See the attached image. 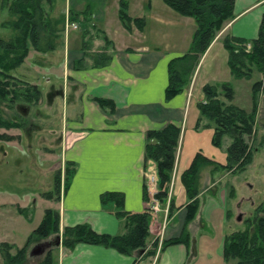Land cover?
<instances>
[{
    "label": "crops",
    "instance_id": "0c3cea01",
    "mask_svg": "<svg viewBox=\"0 0 264 264\" xmlns=\"http://www.w3.org/2000/svg\"><path fill=\"white\" fill-rule=\"evenodd\" d=\"M128 1L129 14L145 19L142 30L135 25L128 30L123 25L119 16L120 0H65V9H60L57 14L53 12L55 2L48 3L47 10L55 16L67 15L72 9L91 11L92 22L110 40L107 45L102 34L94 31V37L90 38L93 50L100 52L108 49L107 53L112 58L105 66L82 69L72 66L68 74L62 73L71 100L66 108L68 145L65 155L66 161H73L76 169L60 200L49 199L51 203L45 209L59 211L62 230L67 225L89 223L102 233L123 232L122 220L103 207L101 195L106 191H121L125 195L126 209L142 211L148 208L151 201L144 197L147 184L145 172L154 161L150 160L145 166L146 133L150 129H161L169 123H176L182 127V134L170 188V199L175 203L174 212L169 215L170 199L166 205L159 203L160 210L153 213L150 224L149 245L159 238L160 246L163 240L179 236L186 224L188 197L181 175L195 154L203 149L200 148L201 141H196L195 147L193 141L208 120L203 117L200 127H197L202 117L198 103L205 100L200 94L207 83H201L196 96V70L188 88L167 98L169 63L172 58L190 49L197 29L196 20L180 14L164 0H151L150 4L149 0ZM263 4L264 0H235V17L226 30L232 35L247 38L242 34L248 21L241 20L252 8ZM263 14L264 9L252 21L259 20ZM81 30L82 34L74 30L71 38L70 34L65 36L63 63L70 61L73 65L83 56L86 32L84 27ZM31 53L30 50L27 58ZM43 65L37 64L36 69L51 72L54 68V65ZM97 98L113 100L114 111L103 108ZM250 103L252 105L251 95ZM206 168L208 171L202 170L200 177L199 210L187 224L192 241L190 246L172 244L162 251H158V246L156 255L143 257V252L127 255L102 245L79 243L73 249H66L61 244L57 264H192L201 253L208 254L210 250L205 246L208 239L213 238L214 241L217 236L214 235L225 224L230 229L234 228V222H243L246 214L242 210L244 197L238 198L235 188L233 192V188L223 184L235 173L216 171L212 174L211 168ZM231 202L238 205L235 214L230 209ZM20 206L26 205L20 203ZM22 216L18 225L27 227V218ZM232 231H221L216 252L213 250L217 258L224 260L223 264L229 263L224 258V242L226 235ZM136 258L139 259L135 262ZM200 260L198 258L195 264H199Z\"/></svg>",
    "mask_w": 264,
    "mask_h": 264
},
{
    "label": "trees",
    "instance_id": "16d2710c",
    "mask_svg": "<svg viewBox=\"0 0 264 264\" xmlns=\"http://www.w3.org/2000/svg\"><path fill=\"white\" fill-rule=\"evenodd\" d=\"M53 3V0H3L2 7L7 9L11 18L2 21L3 27L11 28L15 34L10 39L0 37V130L1 128H21L24 126L21 118L10 119L6 116V107L13 108L18 100L28 103L37 102L42 95V89L37 84L22 81L13 70L21 66L29 56L31 46L40 52L54 51L63 37V29L67 15L54 16L47 10L44 3ZM170 7L182 15L191 16L196 20L197 29L190 49L182 55L171 59L169 63V84L166 88L167 98H172L184 91L192 83L194 74L207 49L213 43L217 32L224 22L235 17V0H164ZM151 0H149V4ZM129 1L120 0L119 16L123 25L131 30L137 26L142 30L145 26L143 17H132L129 14ZM71 21L79 22L84 27L86 36L83 43L84 54L74 61L75 69L88 66H105L111 60L108 49L96 52L90 38L94 31H99L92 22V12L72 9L69 13ZM90 34V36H88ZM102 34L105 43L110 44L106 34ZM252 43V50L246 52L241 44ZM224 47L228 50V64L235 77H251L252 66L264 71V16L256 38L247 39L235 35H227L223 39ZM21 81L25 87L18 86ZM263 81L257 80L252 84V108L247 110L235 103L234 90L227 84L223 85L225 97L220 98V92L215 85L205 84L203 91L205 100L198 103L202 117L198 121L200 127L203 117L215 122L212 143L220 147L225 136L231 137L227 149L226 162H221L199 151L195 154L188 167L181 175V181L188 197L186 224L179 236L165 239L161 243V251L172 244L184 243L191 245V234L187 224L193 220L200 206V177L204 168L211 166V172L232 171L244 172L253 162V141L256 135V121L259 109V93ZM99 104L113 112L115 103L111 99L97 98ZM182 134V127L176 123H169L161 129H150L146 133L145 166L150 160L156 163L159 184L155 196L162 205H166L173 179L177 159V148ZM0 138L13 139L12 135L0 133ZM76 165L67 161L66 183L67 188L75 173ZM62 190L61 170L57 172L55 188L43 192L47 199L60 200ZM234 192V188H233ZM144 197L150 200L148 186L145 184ZM104 208L115 213L123 224L124 231L118 234L102 233L89 223L67 225L61 229L60 213L52 208L45 210L41 223L29 234L24 246L13 253V244L3 241L0 251L4 264H22L27 255L29 246L40 239L51 235L62 237V245L66 249H73L79 243L102 245L117 249L122 254L132 255L143 252V257L156 255L159 238L149 245L151 235L150 224L153 211L150 207L142 211H131L125 208V195L121 191H106L101 195ZM173 199L169 202V215L174 212ZM25 213V209H20ZM246 227L234 230L226 235L224 242V258L226 261L236 260V264H264V202L257 206L252 217H246ZM139 258H136L135 262ZM45 263H53L49 255Z\"/></svg>",
    "mask_w": 264,
    "mask_h": 264
},
{
    "label": "rangeland",
    "instance_id": "374dc122",
    "mask_svg": "<svg viewBox=\"0 0 264 264\" xmlns=\"http://www.w3.org/2000/svg\"><path fill=\"white\" fill-rule=\"evenodd\" d=\"M55 1L53 0V2ZM2 2L3 0H0V37L10 39L15 32L11 28L1 25L2 21L11 18L7 9L2 7ZM44 5L49 9L48 2H45ZM60 9H65V0L55 2L54 14L59 13ZM263 9L264 4L254 7L242 18L241 21H248L242 36L249 39L258 36L264 14L259 20L253 19L254 22L252 18L258 12H262ZM230 21L232 19L224 22L223 27L217 32L213 45L211 48L209 47L210 49H207L209 51L205 52V56L203 55L204 58L195 75L194 93L198 96L199 87L204 81L215 85L220 92V98L228 102L223 88V85L227 84L234 90V99L231 103L250 110L253 105V102L252 105L250 103L252 84L257 80H262L264 83V71L252 66L253 70L249 78H238L232 74L228 64V50L222 44L225 36L232 35L229 30H226V26ZM81 29L82 26L79 24L77 29L70 28L69 33H67L64 25L63 37L54 51L38 54L31 46V56L26 58L25 63L12 71L22 81L37 84L42 89L41 98L37 102L28 103L24 100H18L13 108L6 107L7 118H21L24 123L23 127L1 128L0 130V133L15 137L13 139L0 138V244L3 241L13 244L11 250L13 253L24 246L29 234L41 223L47 209L45 207L51 203L49 199L43 197V192L55 188L56 175L59 170H61L62 176L61 196L65 190L67 166L65 147L68 145L66 108L71 100L67 82L62 73L68 74L70 68L74 67V63L72 65L70 61L68 63L62 61L65 58V36L68 37L70 34L71 38L74 30H79L82 34ZM241 46H244L246 52L252 50V43L250 42L241 44ZM37 64L49 65L50 67L54 65V68H51V72H44L41 69H36ZM16 82L18 86L25 87L21 81ZM200 96L205 97L203 90H201ZM214 126L215 122L213 120H206L205 124L201 126V134L194 136L193 146H196V141H201L200 148L203 149H200V151L218 161L226 160L227 149L232 139L225 136L220 147L213 145ZM255 130L256 135L253 144L256 149L253 162L244 172L235 173L223 182L228 188L236 189L238 198L244 197L242 210L247 218L252 217L257 206L264 202V84L259 93V109ZM208 167L211 168V166ZM207 169L205 168L203 171H208ZM53 199L57 200L56 198ZM20 203L26 206L21 207ZM237 206L233 202L230 203L233 214L237 213ZM22 208L25 209V213L20 211ZM21 215L27 218V227L22 224L18 225ZM233 225L235 227L230 229L225 224L224 228H220L218 233L214 235V237L217 235L214 241L213 238L208 239L205 246L209 248V253H201L194 258L192 264H195L198 258L201 259L199 264H223L224 260L221 257L217 258L213 250L216 252L221 231L224 229L229 231L238 230L246 227V223L241 221H236ZM57 240L56 235H51L46 239H40L32 243L22 264H57L59 249L62 244L61 241V244L57 245ZM45 243H50L52 246L50 253L48 247H46L45 252L42 254H31L33 247ZM49 255L52 256L53 263H45ZM0 264H4L1 251ZM228 264H236V260L231 259Z\"/></svg>",
    "mask_w": 264,
    "mask_h": 264
},
{
    "label": "built area",
    "instance_id": "2783aa9c",
    "mask_svg": "<svg viewBox=\"0 0 264 264\" xmlns=\"http://www.w3.org/2000/svg\"><path fill=\"white\" fill-rule=\"evenodd\" d=\"M78 27H79L78 22L71 21L69 18V14H67L66 24H65L66 32L69 33L70 28L77 29ZM151 163H152L151 166L147 167V168H149V170H146L145 176H146V183L148 186V191H149V196H150V201H151V204L149 207L154 213V212H158L160 210V206H159L160 202H159L158 198L155 196V194L157 193V189H158L157 167L154 164V162H151ZM160 250H161V245L159 246L158 251H160Z\"/></svg>",
    "mask_w": 264,
    "mask_h": 264
},
{
    "label": "water",
    "instance_id": "95a60500",
    "mask_svg": "<svg viewBox=\"0 0 264 264\" xmlns=\"http://www.w3.org/2000/svg\"><path fill=\"white\" fill-rule=\"evenodd\" d=\"M61 236L58 237V240H57V245H60L61 244ZM50 246V243H45V244H39L35 247L32 248V251H31V254L32 255H38V254H42L45 252L46 250V247Z\"/></svg>",
    "mask_w": 264,
    "mask_h": 264
},
{
    "label": "flooded vegetation",
    "instance_id": "af4514ba",
    "mask_svg": "<svg viewBox=\"0 0 264 264\" xmlns=\"http://www.w3.org/2000/svg\"><path fill=\"white\" fill-rule=\"evenodd\" d=\"M48 252L50 253L51 252V249H52V246L50 245V246H48Z\"/></svg>",
    "mask_w": 264,
    "mask_h": 264
}]
</instances>
